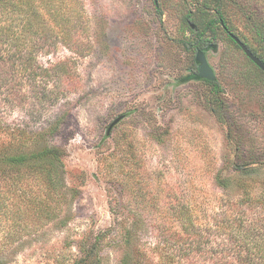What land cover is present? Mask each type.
<instances>
[{
  "label": "rangeland",
  "instance_id": "374dc122",
  "mask_svg": "<svg viewBox=\"0 0 264 264\" xmlns=\"http://www.w3.org/2000/svg\"><path fill=\"white\" fill-rule=\"evenodd\" d=\"M54 3L66 21L44 14L57 38L37 61L71 68L75 87L37 111L44 83L28 78L15 84L24 103L0 98V112L43 128L44 142L65 155L52 184L0 177V264H119L128 252L135 264L143 255L154 264L157 234L179 228L176 216L219 223L236 204L246 211L237 201L242 186L264 192V72L215 23L206 32L215 75L208 84L192 77L195 50L184 39L190 23L201 29L218 20L219 4L228 30L264 61V0ZM218 174L231 179L229 187L216 184ZM259 210L249 216L264 232ZM222 231L214 243L227 242L229 229Z\"/></svg>",
  "mask_w": 264,
  "mask_h": 264
},
{
  "label": "trees",
  "instance_id": "16d2710c",
  "mask_svg": "<svg viewBox=\"0 0 264 264\" xmlns=\"http://www.w3.org/2000/svg\"><path fill=\"white\" fill-rule=\"evenodd\" d=\"M34 1L0 0V98L5 103L23 104L25 93L16 88L15 84L28 78L36 80L40 76L38 80L44 83V88L43 92L35 91L38 111L45 101L52 105L59 99L60 94L73 89L76 77L71 68H64L61 62L49 67L37 61L38 55L49 53L50 44L57 38V33L50 26H46L44 14L54 19L55 23L65 22L66 19L58 7L59 4L54 3L55 0H37V5ZM206 8L204 5L202 10ZM213 10L218 20L209 19L201 29L190 23L189 32L192 36L184 39V44L189 49H205L211 41V36L206 35V32L213 33L215 23L221 26V6L218 4ZM185 18L188 21L189 16L186 15ZM223 25L229 31L224 22ZM228 38L234 42L229 35ZM204 81L215 85L214 81ZM48 82L52 87L49 90L46 89ZM62 83L67 84L66 89L62 87L59 90L58 86ZM44 131L43 128L30 129L28 123L23 121H7L0 112L1 178L9 179L12 185L29 176L53 183L62 166L65 152L44 142ZM238 175L239 179L243 173L238 172ZM216 176V184L220 188L229 187L231 179L219 174ZM240 194L237 201L247 210L238 211L236 208L240 206L236 204L230 212L223 211L219 216V223L217 220L213 223L210 219L205 223L193 214L185 218L187 220L183 223L182 215L176 216L174 220L179 222V228H174L171 224L157 234L154 249L157 250L158 258L154 264H264V232L257 225V217L249 216L251 209L259 208L258 214L263 218L260 220H264V192L256 195L244 185ZM224 228L229 229L227 242L214 243L215 235L223 232ZM126 233L125 241L130 244L131 234L128 230ZM142 261V264L150 263L145 255ZM119 264L135 263L128 252L121 257Z\"/></svg>",
  "mask_w": 264,
  "mask_h": 264
},
{
  "label": "water",
  "instance_id": "95a60500",
  "mask_svg": "<svg viewBox=\"0 0 264 264\" xmlns=\"http://www.w3.org/2000/svg\"><path fill=\"white\" fill-rule=\"evenodd\" d=\"M154 4H157V0H153ZM222 27H224L223 22L220 21ZM225 28V27H224ZM229 37L240 47V49L243 51V53L246 55L248 59H250L260 70L264 72V61L259 58L257 55H255L248 47L247 45L235 34L232 32H228ZM194 62L197 65V72L192 75L197 79H206L208 81H214L215 75L213 72L212 67L208 64L207 59L205 57L204 51L201 49H197L195 51L194 56ZM124 114H120L117 117H115L107 126V129L105 131L106 135L109 134L111 127L119 121Z\"/></svg>",
  "mask_w": 264,
  "mask_h": 264
},
{
  "label": "flooded vegetation",
  "instance_id": "af4514ba",
  "mask_svg": "<svg viewBox=\"0 0 264 264\" xmlns=\"http://www.w3.org/2000/svg\"><path fill=\"white\" fill-rule=\"evenodd\" d=\"M222 26V25H221ZM223 29H225L224 27H223ZM225 31H226V29H225ZM227 32V34H228V32H230V31H226ZM202 50V49H201ZM202 51H204V53H205V49H203ZM196 71H197V65H196ZM203 79V78H202ZM206 80V79H205Z\"/></svg>",
  "mask_w": 264,
  "mask_h": 264
}]
</instances>
